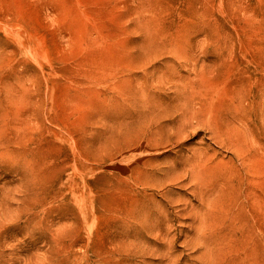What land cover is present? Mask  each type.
Returning <instances> with one entry per match:
<instances>
[{
    "label": "rangeland",
    "instance_id": "1",
    "mask_svg": "<svg viewBox=\"0 0 264 264\" xmlns=\"http://www.w3.org/2000/svg\"><path fill=\"white\" fill-rule=\"evenodd\" d=\"M0 264H264V0H0Z\"/></svg>",
    "mask_w": 264,
    "mask_h": 264
}]
</instances>
